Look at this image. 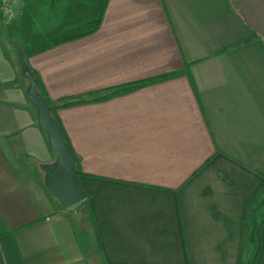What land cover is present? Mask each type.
<instances>
[{
	"label": "crops",
	"instance_id": "crops-1",
	"mask_svg": "<svg viewBox=\"0 0 264 264\" xmlns=\"http://www.w3.org/2000/svg\"><path fill=\"white\" fill-rule=\"evenodd\" d=\"M23 64L52 104L156 80L56 110L93 227L46 192L55 156L0 46V264H264V223L244 227L264 185V0H108L95 33Z\"/></svg>",
	"mask_w": 264,
	"mask_h": 264
},
{
	"label": "trees",
	"instance_id": "trees-1",
	"mask_svg": "<svg viewBox=\"0 0 264 264\" xmlns=\"http://www.w3.org/2000/svg\"><path fill=\"white\" fill-rule=\"evenodd\" d=\"M18 11L16 16L7 19L4 16L2 0H0V46L4 56L9 57L7 49L2 42L11 44L16 53V64L25 68L23 61L29 57L39 54L56 45L73 41L92 33H95L102 24L103 17L107 8L108 0H17ZM1 36L3 38H1ZM15 62V61H13ZM37 80L38 92L47 99L48 105L51 107V116L59 124L56 116L58 108L69 107L88 101H96L113 96L121 95L129 91L135 90L146 83L153 82L156 79L147 81L134 82L127 85H122L103 95H99L90 99L78 100H59L56 104H52L48 98L45 88L39 76L34 73ZM168 75H162L164 79ZM61 127V126H60ZM62 129V128H61ZM63 131V130H62ZM64 133V132H63ZM65 141L68 140L64 134ZM74 176L80 173L75 161L73 165ZM46 190V189H45ZM50 194L48 191H46ZM264 198V185L247 201L244 214V227L250 225L252 218L259 217V228L264 223V208H261V202ZM80 208L86 213L91 225H94V217L88 206V196L79 203ZM3 226V221L0 217V228ZM257 231V233H258ZM96 234V233H95ZM259 245V239H258ZM255 249V256L258 254L259 246Z\"/></svg>",
	"mask_w": 264,
	"mask_h": 264
},
{
	"label": "water",
	"instance_id": "water-1",
	"mask_svg": "<svg viewBox=\"0 0 264 264\" xmlns=\"http://www.w3.org/2000/svg\"><path fill=\"white\" fill-rule=\"evenodd\" d=\"M23 74L28 80L26 96L36 108L38 126L47 134L49 150L55 156L53 162L41 165L45 188L64 208H71L86 196L73 173L75 155L61 127L51 116L47 99L38 92L34 74L28 69H24Z\"/></svg>",
	"mask_w": 264,
	"mask_h": 264
},
{
	"label": "rangeland",
	"instance_id": "rangeland-1",
	"mask_svg": "<svg viewBox=\"0 0 264 264\" xmlns=\"http://www.w3.org/2000/svg\"><path fill=\"white\" fill-rule=\"evenodd\" d=\"M15 7H14V11L16 10V12H15V16H16V14H17V11H18V1L16 0V2H15V5H14ZM13 15V16H14ZM1 38H3L2 36H1ZM2 44H3V46L7 49V51H8V54H9V57H11V60H13V61H15V63H16V61L17 60H15L16 59V53L14 52V50H13V48H12V46H11V44L10 43H8V42H4V40H3V42H2ZM18 77H20V78H24L25 76H24V74L22 75V72L21 71H19L18 72ZM26 78V77H25ZM24 78V79H25ZM28 86V85H27ZM264 199V198H263ZM78 205V204H77ZM261 208H264V202L262 203V205H261ZM72 209H78V207H76V205L75 206H73L72 207ZM77 216V215H76ZM86 236L88 237V240L90 241V245H91V248H93V249H96V244H97V242H96V239H95V237H94V235H93V232L91 231V233L89 232H86Z\"/></svg>",
	"mask_w": 264,
	"mask_h": 264
},
{
	"label": "built area",
	"instance_id": "built-area-1",
	"mask_svg": "<svg viewBox=\"0 0 264 264\" xmlns=\"http://www.w3.org/2000/svg\"><path fill=\"white\" fill-rule=\"evenodd\" d=\"M15 2L16 0H2L4 16L7 19H11L14 14Z\"/></svg>",
	"mask_w": 264,
	"mask_h": 264
}]
</instances>
